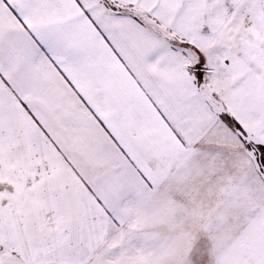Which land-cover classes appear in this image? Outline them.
<instances>
[{
  "label": "crops",
  "instance_id": "crops-1",
  "mask_svg": "<svg viewBox=\"0 0 264 264\" xmlns=\"http://www.w3.org/2000/svg\"><path fill=\"white\" fill-rule=\"evenodd\" d=\"M185 47L87 0H0V125L12 132L19 198L13 261L32 262L36 245L41 262L90 261L113 231L155 230L162 209L170 224L179 214L180 226L195 215L236 228L232 255L256 244L264 181L200 90L206 75L186 66ZM206 83L254 132L256 89Z\"/></svg>",
  "mask_w": 264,
  "mask_h": 264
},
{
  "label": "rangeland",
  "instance_id": "rangeland-1",
  "mask_svg": "<svg viewBox=\"0 0 264 264\" xmlns=\"http://www.w3.org/2000/svg\"><path fill=\"white\" fill-rule=\"evenodd\" d=\"M82 1V0H81ZM91 8L113 15H124L144 25L162 45L169 47H198L182 54L192 71L203 69L205 79L200 87L208 96L210 106L220 115L228 113L226 106L214 96L206 79H220L223 89L235 84L255 90V100L249 121H256L254 132L242 127L235 131L242 150L255 163L256 172L264 181L256 160L257 144H264V0H87ZM188 42V43H186ZM247 82V83H246ZM250 85V86H248ZM207 94V95H206ZM255 111V112H254ZM10 112L12 108L10 107ZM3 121L5 115L2 109ZM254 114V115H253ZM1 121L0 125V264H264V224L256 233V244L241 253L230 254L236 228L229 224L205 222L193 217V222L182 218L180 226L169 209H162L159 226L152 229L113 231L106 246L87 262L39 261L41 247H28L32 262L12 260V209L19 198H12V132ZM226 123V122H225ZM227 124V123H226ZM228 125V124H227ZM264 186L258 188L257 204H264ZM23 200V199H22ZM16 201V203H15ZM17 207V206H16ZM248 210V209H244ZM259 214L262 209H256ZM214 214L217 212L213 211ZM213 214V213H212ZM211 214V216H212ZM186 216V214L182 215ZM175 220V221H174ZM260 222H264V216ZM156 224V223H155ZM147 226L148 223H145ZM247 241H253L248 238ZM229 242V244H226ZM58 248L56 247V250ZM61 249V248H60ZM249 250L251 251L249 253ZM230 256L231 261L222 259ZM52 255H50L51 257ZM238 260L239 262L235 261ZM221 261V262H220Z\"/></svg>",
  "mask_w": 264,
  "mask_h": 264
},
{
  "label": "trees",
  "instance_id": "trees-1",
  "mask_svg": "<svg viewBox=\"0 0 264 264\" xmlns=\"http://www.w3.org/2000/svg\"><path fill=\"white\" fill-rule=\"evenodd\" d=\"M220 117L230 126L232 129H234L237 132L242 133V127L228 114L221 113ZM255 151L257 153L256 160L258 162V166L261 172L264 173V145L263 144H257L255 146Z\"/></svg>",
  "mask_w": 264,
  "mask_h": 264
}]
</instances>
